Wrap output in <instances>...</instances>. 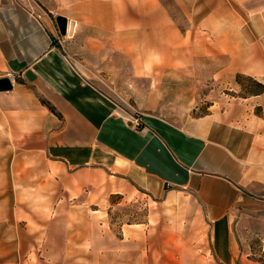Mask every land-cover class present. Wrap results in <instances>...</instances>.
<instances>
[{
    "label": "crops",
    "instance_id": "crops-1",
    "mask_svg": "<svg viewBox=\"0 0 264 264\" xmlns=\"http://www.w3.org/2000/svg\"><path fill=\"white\" fill-rule=\"evenodd\" d=\"M52 13L67 18L65 36ZM263 37L264 0H0V78L13 81L0 91V264H83L33 262L30 251L22 256V231H34L36 200L51 214L54 180L77 192L62 193L70 199L110 172L188 202L195 221L205 219L213 262H240V218L264 215L258 120L235 126L210 111L178 124L156 112V93L126 109L84 77L74 56L115 51L138 76L163 81L198 57L232 51L237 71L264 76Z\"/></svg>",
    "mask_w": 264,
    "mask_h": 264
},
{
    "label": "rangeland",
    "instance_id": "rangeland-1",
    "mask_svg": "<svg viewBox=\"0 0 264 264\" xmlns=\"http://www.w3.org/2000/svg\"><path fill=\"white\" fill-rule=\"evenodd\" d=\"M87 52L85 57L74 56L82 74L122 107L132 110L156 93L160 100L156 112L175 123L186 124L210 111L228 114L235 126L255 118L261 132L256 139L264 141V92L245 94L252 83L236 74L263 83L264 76L237 71L231 65L232 51L228 56L198 57L189 70L170 73L163 81L138 76L130 61L115 51ZM257 60L264 67V37ZM109 174V180L103 178L70 199L61 195L72 191L54 180L51 214L40 208L38 200L30 204L34 231H22V256L30 251L33 262L40 257L83 264H217L210 256L205 219L197 223L188 202L154 196ZM237 236L244 253L237 264H262L258 259L264 260V215H243Z\"/></svg>",
    "mask_w": 264,
    "mask_h": 264
},
{
    "label": "water",
    "instance_id": "water-1",
    "mask_svg": "<svg viewBox=\"0 0 264 264\" xmlns=\"http://www.w3.org/2000/svg\"><path fill=\"white\" fill-rule=\"evenodd\" d=\"M56 22L60 31V34L65 36L68 29V20L66 17L58 15L56 17ZM13 89V81L10 77L0 78V91H9Z\"/></svg>",
    "mask_w": 264,
    "mask_h": 264
},
{
    "label": "trees",
    "instance_id": "trees-1",
    "mask_svg": "<svg viewBox=\"0 0 264 264\" xmlns=\"http://www.w3.org/2000/svg\"><path fill=\"white\" fill-rule=\"evenodd\" d=\"M236 78L237 79L245 78V79L251 81L252 86L245 90V92H244L245 94L258 95V94H261L262 92H264V83L263 82L258 81L256 79H253L250 76L244 77L243 74H240V73L236 74ZM258 261L264 263V260H262V259H258Z\"/></svg>",
    "mask_w": 264,
    "mask_h": 264
},
{
    "label": "built area",
    "instance_id": "built-area-1",
    "mask_svg": "<svg viewBox=\"0 0 264 264\" xmlns=\"http://www.w3.org/2000/svg\"><path fill=\"white\" fill-rule=\"evenodd\" d=\"M39 16H41V15H39ZM56 17H57V14L56 13H52V18L54 19V20H56ZM57 43L59 44V45H63V39L60 37V36H58L57 37ZM13 78V77H12ZM135 122H136V124L137 125H139L140 124V121L137 119V118H135Z\"/></svg>",
    "mask_w": 264,
    "mask_h": 264
},
{
    "label": "bare ground",
    "instance_id": "bare-ground-1",
    "mask_svg": "<svg viewBox=\"0 0 264 264\" xmlns=\"http://www.w3.org/2000/svg\"><path fill=\"white\" fill-rule=\"evenodd\" d=\"M73 23H74V22H73ZM72 30H73V25L70 24V25H69V32H68V33H69V34H72ZM73 34H74V33H73Z\"/></svg>",
    "mask_w": 264,
    "mask_h": 264
}]
</instances>
